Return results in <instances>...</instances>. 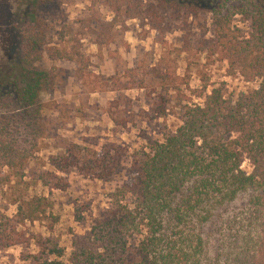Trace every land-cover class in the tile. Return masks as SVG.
Listing matches in <instances>:
<instances>
[{
	"label": "trees",
	"instance_id": "trees-1",
	"mask_svg": "<svg viewBox=\"0 0 264 264\" xmlns=\"http://www.w3.org/2000/svg\"><path fill=\"white\" fill-rule=\"evenodd\" d=\"M54 1L10 0L1 16L0 188L30 173L65 191L70 172L107 184L123 161L128 168L105 210L71 235L68 253L52 234L18 230L44 215L40 196L15 202L12 219L0 214V251L32 241L36 251L20 255L24 264H264V0H102L115 16H147L157 32L167 18L209 11L214 34L201 50L258 87L235 94L223 82L209 92L203 84L186 96L166 74L176 93L174 129L166 124L171 100L157 95L128 152L115 137L99 150L56 138L48 169L37 171L40 142L55 139L42 101L56 82L43 66L51 27L40 15ZM226 1L234 10H222ZM234 15L248 22L247 36L232 26ZM125 114L112 117L113 134L133 122Z\"/></svg>",
	"mask_w": 264,
	"mask_h": 264
},
{
	"label": "rangeland",
	"instance_id": "rangeland-1",
	"mask_svg": "<svg viewBox=\"0 0 264 264\" xmlns=\"http://www.w3.org/2000/svg\"><path fill=\"white\" fill-rule=\"evenodd\" d=\"M211 1L214 6L223 2ZM9 2L0 0V21L1 16H8ZM233 5L234 2L226 1L222 10L232 11ZM40 15L51 27L43 66L53 69L56 82L50 92L42 95V101L55 139L40 142L39 160L32 168L37 171L48 169L46 156L54 152L56 138L89 148L95 146L97 150L114 137L120 138L126 151L135 146L136 132L147 121L144 113L157 102V95L171 100L166 124L174 129L179 124L174 117L176 93L164 78L166 74L179 78L176 84L186 96L203 84L209 92L223 82L228 92L235 94L258 87L257 80L246 81L238 72L229 73L226 62L201 50L214 34L207 10H200L195 16L167 18L168 24L163 23L159 32L147 16H115L102 0H57L43 6ZM232 26L239 35L250 32L248 22L240 15L233 16ZM123 114H128L133 122L113 134L112 117ZM242 167L249 171L246 162ZM127 168L123 161L107 184L70 172L65 191L49 189L30 173L15 178L0 188V214L12 219L15 202L44 197V215L39 220L26 221L18 230L28 235L52 234L68 253L71 235L81 233L105 210L107 194L123 181ZM76 209L83 218L80 223L74 219ZM35 251L32 241L2 250L0 264H24L20 255Z\"/></svg>",
	"mask_w": 264,
	"mask_h": 264
}]
</instances>
